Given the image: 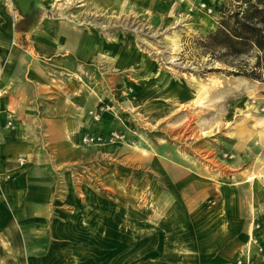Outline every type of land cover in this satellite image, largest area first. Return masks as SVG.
Listing matches in <instances>:
<instances>
[{
	"label": "rangeland",
	"instance_id": "obj_1",
	"mask_svg": "<svg viewBox=\"0 0 264 264\" xmlns=\"http://www.w3.org/2000/svg\"><path fill=\"white\" fill-rule=\"evenodd\" d=\"M41 4L49 21L84 28L91 47H99L106 94L97 111L105 114L98 127L103 132L84 135L96 134L102 142L80 140L76 152L83 161L59 172L65 175L54 192L64 207L51 212L57 237L23 241L14 220L24 262L12 251L13 242L1 237L0 264L179 263L187 234L164 231L167 206L183 205L180 195L186 194L187 204L199 206L209 226L221 214L214 211L217 202L203 184L206 178L222 180L244 170L257 176L264 170V82L245 76L257 52L233 57L207 43L242 2Z\"/></svg>",
	"mask_w": 264,
	"mask_h": 264
},
{
	"label": "crops",
	"instance_id": "obj_2",
	"mask_svg": "<svg viewBox=\"0 0 264 264\" xmlns=\"http://www.w3.org/2000/svg\"><path fill=\"white\" fill-rule=\"evenodd\" d=\"M22 21L13 2L0 0V219L6 221L0 238L13 242L12 251L23 259L19 230L23 241L57 237L51 217L53 209L64 207L54 192L65 175L59 172L79 163L76 151L84 133L102 128L105 114L99 113L98 123L89 116L104 102L106 90L100 78L104 59L84 28L51 22L41 13L27 32ZM9 112L12 129L6 128ZM262 171L206 178L203 184L217 202L214 211L221 214L209 226L201 208L187 204L186 194L180 195L183 205L167 206L164 231L187 234L177 264H264Z\"/></svg>",
	"mask_w": 264,
	"mask_h": 264
},
{
	"label": "trees",
	"instance_id": "obj_3",
	"mask_svg": "<svg viewBox=\"0 0 264 264\" xmlns=\"http://www.w3.org/2000/svg\"><path fill=\"white\" fill-rule=\"evenodd\" d=\"M240 2L243 7L239 6L227 14L219 22L217 30L207 37V43L233 57L256 51V62L245 76L264 82V0Z\"/></svg>",
	"mask_w": 264,
	"mask_h": 264
},
{
	"label": "water",
	"instance_id": "obj_4",
	"mask_svg": "<svg viewBox=\"0 0 264 264\" xmlns=\"http://www.w3.org/2000/svg\"><path fill=\"white\" fill-rule=\"evenodd\" d=\"M22 19H30L27 32H32L40 20L43 6L39 0H12Z\"/></svg>",
	"mask_w": 264,
	"mask_h": 264
},
{
	"label": "built area",
	"instance_id": "obj_5",
	"mask_svg": "<svg viewBox=\"0 0 264 264\" xmlns=\"http://www.w3.org/2000/svg\"><path fill=\"white\" fill-rule=\"evenodd\" d=\"M203 9H205V7L203 6ZM208 13L211 14V10H208ZM100 111H102V109H99ZM90 115L92 116V120L94 122H98L100 120V115L99 112H91ZM13 118H14V114L13 112H9L7 115V122H6V128L7 129H12L14 127V123H13ZM81 142L84 145H91V144H98L102 142V138L100 136H95V135H88L85 134L82 138H81ZM255 245H257V241H253ZM238 264H241L240 262Z\"/></svg>",
	"mask_w": 264,
	"mask_h": 264
},
{
	"label": "bare ground",
	"instance_id": "obj_6",
	"mask_svg": "<svg viewBox=\"0 0 264 264\" xmlns=\"http://www.w3.org/2000/svg\"><path fill=\"white\" fill-rule=\"evenodd\" d=\"M2 1V0H1ZM10 28V27H9ZM11 31V30H10ZM213 85H215V83L213 84ZM206 95V92H203L202 93V95H200L197 99H196V101H195V104H199L201 101H202V99H203V97ZM248 109H249V107H247ZM251 108V107H250ZM101 123V122H100ZM24 129V128H23ZM19 134V133H18ZM251 180H253L252 179V177H249V181H251ZM252 230V229H251ZM251 237V236H250ZM245 245V244H244Z\"/></svg>",
	"mask_w": 264,
	"mask_h": 264
},
{
	"label": "flooded vegetation",
	"instance_id": "obj_7",
	"mask_svg": "<svg viewBox=\"0 0 264 264\" xmlns=\"http://www.w3.org/2000/svg\"><path fill=\"white\" fill-rule=\"evenodd\" d=\"M22 23L26 26V25H29L31 20L30 19H22Z\"/></svg>",
	"mask_w": 264,
	"mask_h": 264
}]
</instances>
